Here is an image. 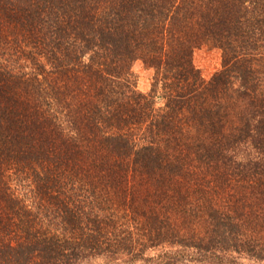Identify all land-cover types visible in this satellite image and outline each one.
Wrapping results in <instances>:
<instances>
[{
	"label": "trees",
	"instance_id": "obj_1",
	"mask_svg": "<svg viewBox=\"0 0 264 264\" xmlns=\"http://www.w3.org/2000/svg\"><path fill=\"white\" fill-rule=\"evenodd\" d=\"M263 261L264 0H0V264Z\"/></svg>",
	"mask_w": 264,
	"mask_h": 264
},
{
	"label": "rangeland",
	"instance_id": "obj_2",
	"mask_svg": "<svg viewBox=\"0 0 264 264\" xmlns=\"http://www.w3.org/2000/svg\"><path fill=\"white\" fill-rule=\"evenodd\" d=\"M194 64L200 70L205 80H210L217 72L223 68V51L211 46H203L194 53ZM133 71L137 78V87L139 91L149 94L153 90L155 80V70L138 61L134 64ZM156 94L161 96V87L156 88ZM158 105H163L164 101L160 97L157 99ZM259 264H264L260 262Z\"/></svg>",
	"mask_w": 264,
	"mask_h": 264
}]
</instances>
